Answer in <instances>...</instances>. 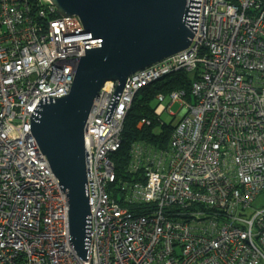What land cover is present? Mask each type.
<instances>
[{
    "label": "built area",
    "instance_id": "built-area-1",
    "mask_svg": "<svg viewBox=\"0 0 264 264\" xmlns=\"http://www.w3.org/2000/svg\"><path fill=\"white\" fill-rule=\"evenodd\" d=\"M81 28L50 0H0V264H264V207L248 212L264 192V0H201L189 49L130 76L109 124L118 83L104 84L84 137L87 261L70 245L65 193L31 136L40 100L71 90L91 39ZM178 71L198 78L193 102L178 91L156 109L180 106L170 154H149L118 184L111 157L135 95Z\"/></svg>",
    "mask_w": 264,
    "mask_h": 264
},
{
    "label": "water",
    "instance_id": "water-1",
    "mask_svg": "<svg viewBox=\"0 0 264 264\" xmlns=\"http://www.w3.org/2000/svg\"><path fill=\"white\" fill-rule=\"evenodd\" d=\"M60 17H77L85 55L68 95L43 97L31 115V136L68 204L70 245L87 261L91 213L85 132L104 84L117 82L104 123L109 124L127 79L189 49L201 0H50Z\"/></svg>",
    "mask_w": 264,
    "mask_h": 264
},
{
    "label": "trees",
    "instance_id": "trees-1",
    "mask_svg": "<svg viewBox=\"0 0 264 264\" xmlns=\"http://www.w3.org/2000/svg\"><path fill=\"white\" fill-rule=\"evenodd\" d=\"M199 71H201L200 68H198ZM241 72L246 71L241 70ZM189 73L192 72L178 71L176 74H169L135 95L131 109L125 118L122 145L111 157L115 165L118 184L133 180L134 167L142 170L144 166L141 163L145 162L149 154L160 150L167 152L166 155L170 154V138L178 123L172 125L160 120L162 114H156L157 107L163 103L160 102L159 96L170 97L173 92L184 91L187 100L193 102L191 89L198 75L190 77ZM154 100L157 106L152 107L151 103ZM143 120L148 123L141 124ZM136 174H139V171ZM140 208V205H135L129 209L137 213Z\"/></svg>",
    "mask_w": 264,
    "mask_h": 264
},
{
    "label": "rangeland",
    "instance_id": "rangeland-1",
    "mask_svg": "<svg viewBox=\"0 0 264 264\" xmlns=\"http://www.w3.org/2000/svg\"><path fill=\"white\" fill-rule=\"evenodd\" d=\"M195 74H196V72H192V73H189V76L194 77ZM169 103H170L169 97L166 96L162 105L164 107H167L169 105ZM151 106L152 107L157 106L156 100L152 101ZM181 115H182V113L180 112L179 104H173L169 110L162 113V115L160 116V120L163 123L173 125V124L178 123ZM263 207H264V192H262L261 194H259L256 197L255 201L253 202V204L251 206V209L248 212H253V211L260 209V208H263Z\"/></svg>",
    "mask_w": 264,
    "mask_h": 264
}]
</instances>
